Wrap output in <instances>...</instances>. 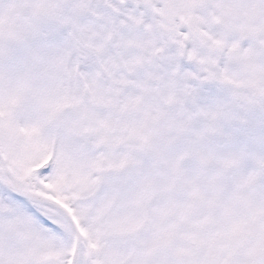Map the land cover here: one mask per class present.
Wrapping results in <instances>:
<instances>
[{
    "label": "rangeland",
    "instance_id": "374dc122",
    "mask_svg": "<svg viewBox=\"0 0 264 264\" xmlns=\"http://www.w3.org/2000/svg\"><path fill=\"white\" fill-rule=\"evenodd\" d=\"M179 1L178 22L169 27L159 0H0V264H44L48 258L68 264L76 237L82 254L75 264L107 262L103 254L110 244L113 264H126L131 256L134 264H163L155 245L161 229L152 224L159 200L175 196L163 194L172 185V167L178 166L174 178L183 185L178 196L188 190L200 203V177L237 173L244 182L264 175V138H257L264 131L262 111L250 101L243 109L230 96L219 102L215 96L222 98V89L216 87L190 100L192 80L203 77L188 64L189 54L181 59L178 44L189 53L195 42L185 32L169 35L168 28L201 16L193 7L204 0ZM63 100L76 110L58 122ZM130 135L149 138L146 153L130 144ZM203 137L223 139L228 149L220 140L209 146ZM102 139L106 152L99 148ZM104 153L117 170L130 164L128 173L143 174L140 190L133 179H106L116 182L121 191L113 193L121 200V194L137 192L132 223L120 218L124 227L101 223L104 210L110 214L116 204L99 206L94 196L105 194V181L94 171ZM193 162L203 163V175ZM45 167L52 168L47 175ZM189 173L197 177L196 187ZM249 195L234 194L238 203L230 210L242 205L253 214V202L244 205ZM222 199L209 205L217 211ZM37 215L57 225L50 230ZM146 215L151 223L142 226Z\"/></svg>",
    "mask_w": 264,
    "mask_h": 264
},
{
    "label": "flooded vegetation",
    "instance_id": "af4514ba",
    "mask_svg": "<svg viewBox=\"0 0 264 264\" xmlns=\"http://www.w3.org/2000/svg\"><path fill=\"white\" fill-rule=\"evenodd\" d=\"M170 1L175 14H179L180 1ZM193 10L200 11L201 16L193 17L190 23L180 22L177 28L168 29L170 35L178 34L179 31L190 35V28L203 35V41L195 40V46L189 50L195 74L199 78L203 77L202 81L197 78L192 80L194 90L191 89L190 100L195 102L203 88L215 92L216 87L222 89L218 93L223 97L215 96L219 102L230 96L239 101L243 109H248L249 104L246 103L250 101L253 107L262 111L264 119V6H260V0H204ZM176 22L177 18L173 25ZM230 37L237 38L235 44L230 45ZM233 77L237 80L230 79ZM135 138L136 141L131 144L137 143L141 149L143 143L149 140L148 137L139 141ZM110 166L107 156L102 157L98 165L95 162L94 171L100 180ZM122 171L115 178L123 177L120 181L133 179L140 190L138 182L142 181L143 174L128 173L132 171L130 164ZM237 175L231 173L221 178H202L201 191L206 195L219 191L224 196L247 192L254 202L253 214L248 215L244 207L239 206L234 212L238 215H229L223 210L221 218L211 221L206 206L190 204L188 190H182L181 198H174L170 203L167 201L166 210L162 208L165 202L159 200L161 263L264 264V175L244 182ZM188 176L190 184L195 186V178L190 177V173ZM106 182L110 184L111 190L115 188L116 182L105 180L108 193L110 190ZM179 185L177 181L172 187ZM138 202L139 199H135V203ZM144 222L147 224L146 220ZM131 223V220L126 222L127 225ZM164 253L168 254L167 259L162 257Z\"/></svg>",
    "mask_w": 264,
    "mask_h": 264
},
{
    "label": "water",
    "instance_id": "95a60500",
    "mask_svg": "<svg viewBox=\"0 0 264 264\" xmlns=\"http://www.w3.org/2000/svg\"><path fill=\"white\" fill-rule=\"evenodd\" d=\"M166 9L168 10L169 15H172V12L168 7L166 6ZM74 111V106L70 103H64L59 110L57 111L56 117L58 119H63L67 115L71 114ZM87 135V133H85Z\"/></svg>",
    "mask_w": 264,
    "mask_h": 264
}]
</instances>
